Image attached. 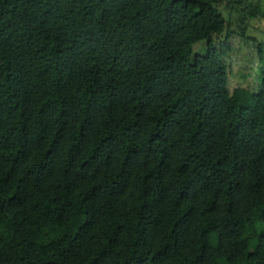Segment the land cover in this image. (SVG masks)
Masks as SVG:
<instances>
[{
	"label": "trees",
	"instance_id": "1",
	"mask_svg": "<svg viewBox=\"0 0 264 264\" xmlns=\"http://www.w3.org/2000/svg\"><path fill=\"white\" fill-rule=\"evenodd\" d=\"M240 4L0 0V264H264V44L256 94L223 61Z\"/></svg>",
	"mask_w": 264,
	"mask_h": 264
},
{
	"label": "rangeland",
	"instance_id": "2",
	"mask_svg": "<svg viewBox=\"0 0 264 264\" xmlns=\"http://www.w3.org/2000/svg\"><path fill=\"white\" fill-rule=\"evenodd\" d=\"M239 2L242 8L237 5L236 12H226L225 7L219 10L227 21L231 17V35L225 44L227 53L223 61L228 70L229 91L240 88L253 95L259 91L258 77L263 74L257 57L258 45L264 44V0ZM205 51L204 42L193 46L194 55H204Z\"/></svg>",
	"mask_w": 264,
	"mask_h": 264
}]
</instances>
